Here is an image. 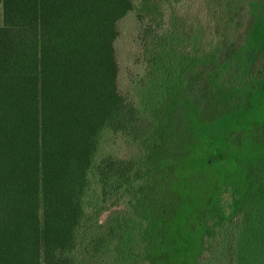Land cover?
Wrapping results in <instances>:
<instances>
[{"label": "trees", "instance_id": "obj_1", "mask_svg": "<svg viewBox=\"0 0 264 264\" xmlns=\"http://www.w3.org/2000/svg\"><path fill=\"white\" fill-rule=\"evenodd\" d=\"M0 1V264H173L216 198L179 171L196 140L187 108L214 122L264 98V0L182 22L168 7L183 0ZM225 142L240 151L206 264H264V116Z\"/></svg>", "mask_w": 264, "mask_h": 264}, {"label": "rangeland", "instance_id": "obj_2", "mask_svg": "<svg viewBox=\"0 0 264 264\" xmlns=\"http://www.w3.org/2000/svg\"><path fill=\"white\" fill-rule=\"evenodd\" d=\"M225 1H231L235 4L239 0H183L178 5L179 9L172 8L171 6L168 7L170 8L168 15L174 16L182 22L185 18H179L178 15L186 13V18L195 21L198 17H206L214 9L222 8ZM244 3L245 7L248 8L253 4L249 0H244ZM220 14L214 15V20H209L211 27L213 21H222L227 18L222 12ZM208 16H211V14ZM208 16L202 20H207ZM1 24L2 4L0 1ZM119 28L120 35L116 41V48L121 67L120 80L123 84L126 76H128L127 69L131 66L133 55L137 52L135 35L138 27L131 13L119 22ZM187 109L188 119L193 127L196 140L189 155L180 163L182 167L179 166V171L184 175L189 174L191 176L189 192L193 197L205 200L207 195L211 191H214L213 194H216V198L207 207L204 206L203 214H200V216L196 214L190 216V221L186 227L188 236L184 243L186 250L183 253L180 251L179 254H176L173 264H206V247H208V244L212 240L217 225L223 216L228 213L234 156L235 153L240 151H237L229 142L226 143L225 136L232 129L246 128L253 121L263 118L264 98L262 92L257 91L254 93L252 106L248 110L237 112L214 122L201 121L190 106ZM248 151L246 149L242 154L249 156L251 153H254L256 155L255 151ZM105 215L106 212L101 215V219ZM199 217H201L200 220Z\"/></svg>", "mask_w": 264, "mask_h": 264}]
</instances>
